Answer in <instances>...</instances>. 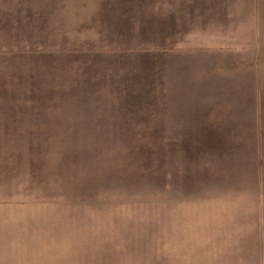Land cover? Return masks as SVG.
<instances>
[{
	"label": "rangeland",
	"instance_id": "obj_1",
	"mask_svg": "<svg viewBox=\"0 0 264 264\" xmlns=\"http://www.w3.org/2000/svg\"><path fill=\"white\" fill-rule=\"evenodd\" d=\"M256 60L252 106L176 116L149 101L73 95L48 78V104L25 113V141L0 133V264H264V58ZM73 64L62 61L60 74ZM73 72L79 89L84 78Z\"/></svg>",
	"mask_w": 264,
	"mask_h": 264
},
{
	"label": "crops",
	"instance_id": "obj_2",
	"mask_svg": "<svg viewBox=\"0 0 264 264\" xmlns=\"http://www.w3.org/2000/svg\"><path fill=\"white\" fill-rule=\"evenodd\" d=\"M263 31L257 0H0V133L25 141V113L48 104V78L72 94L149 101L168 116L193 106L245 110L254 101L250 71L264 58ZM79 34L88 45L77 44ZM62 61L74 63L63 75ZM73 71L84 78L79 89ZM241 84L249 98L237 94ZM197 98L207 100L193 105ZM166 124L182 123L151 125Z\"/></svg>",
	"mask_w": 264,
	"mask_h": 264
}]
</instances>
